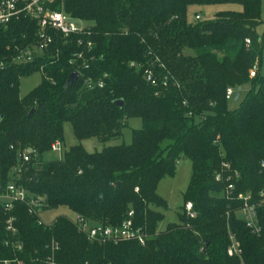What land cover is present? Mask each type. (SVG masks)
<instances>
[{"label": "trees", "instance_id": "obj_1", "mask_svg": "<svg viewBox=\"0 0 264 264\" xmlns=\"http://www.w3.org/2000/svg\"><path fill=\"white\" fill-rule=\"evenodd\" d=\"M223 3L241 10L188 20L192 6ZM61 4L90 26L82 45L79 37L65 40L53 32L45 56L14 63L16 46L36 40V24L22 17L0 26V61L6 63L0 70V187L15 182L42 199L46 211L67 208L94 222L121 224L133 210L150 239L145 246L90 242L68 217L40 224L23 203L15 205L12 235L0 204V264H50L49 259L54 264H264V206L258 209L262 231L256 235L235 213L241 202L223 199L226 184L215 179L229 163L232 169L224 174L240 173L238 192L264 191L261 0H58L53 9ZM80 53L84 58L77 59ZM146 69L153 70V80L145 77ZM74 71L80 78L68 86ZM34 73L41 74L40 84L21 97L20 80ZM243 87L249 88L244 101L230 111L227 90L234 89L238 100ZM120 99L123 107L114 103ZM130 118L143 122L132 132L131 144L95 153L78 144L60 160L43 158L55 142L64 144L66 123L79 142L96 138L105 144L124 136ZM28 149L34 151L31 161L16 179L18 156ZM182 159L192 164L184 206L192 202L197 216L188 217L183 206L180 222L158 232L168 208L158 184L175 175ZM229 230L241 257L227 253Z\"/></svg>", "mask_w": 264, "mask_h": 264}, {"label": "built area", "instance_id": "obj_2", "mask_svg": "<svg viewBox=\"0 0 264 264\" xmlns=\"http://www.w3.org/2000/svg\"><path fill=\"white\" fill-rule=\"evenodd\" d=\"M63 0H61V3ZM58 3V0H0V26L7 27L12 21L19 20L22 17H26L35 22L36 40L24 48L16 46L18 55L13 59L14 63H29L35 59L45 56L53 46L52 33L56 32L62 35L63 39L67 40L72 36L79 37L78 44L82 45L83 35L91 36L90 26L84 21L75 19L68 15L61 4L60 10L53 9V6ZM204 20L200 13H196L195 21ZM247 45H250V40L246 41ZM93 47L92 42L87 43V49L91 50ZM10 48H8L9 50ZM77 59L84 58L83 53L75 55ZM72 63H75L72 61ZM131 67L141 69L136 63H131ZM161 67H163L161 65ZM6 68V63L0 61V70ZM257 68L254 67L251 70L250 77L253 78L256 75ZM145 77L148 81L154 79V72L151 69L145 70ZM89 88H92L93 82L87 81ZM168 85V78L163 81V86ZM100 83V87H102ZM236 92L230 88L227 90V100H232ZM25 150L18 156L17 166L14 168V177L20 179L23 175V171L26 165L31 161V154ZM52 153L59 155V159H62L66 150L60 141L55 142L52 147ZM261 168L264 169V162L261 164ZM232 167L229 163H223L222 169L216 174V181L219 183H225L224 192L221 195L223 199L232 202H241L240 207L235 210L237 217L242 220L252 233L259 235L262 231L260 223L258 209L264 206V191H261L258 195L254 196L251 192H238L237 184L240 180V173L233 170L230 174L225 175L224 172L231 170ZM138 192V189H136ZM16 203H23L28 207L29 213L39 217V223L45 224L41 218L45 210V203L42 199L32 196L27 189L15 182L7 185L6 188L0 187V204L4 211L9 215L6 220V230L15 235L17 229L15 228V217L13 211L15 210ZM185 214L190 218L197 216L194 205L192 202H187L184 206ZM229 216V213H227ZM72 220V219H71ZM78 227V230L85 234L90 242H96L99 244L113 243L118 244L121 242H137L140 246H145L150 239V235L145 227L139 226L135 220V213L131 210L128 213L127 218L121 224H111L105 222H94L91 219L85 218L81 215L75 214V219L72 220ZM229 236L231 244L228 247L227 253L229 256L241 257L242 250L240 243L237 241L236 236L229 230ZM21 245L18 247L21 250ZM53 248L57 249V244H53ZM50 264H54L52 259H49Z\"/></svg>", "mask_w": 264, "mask_h": 264}, {"label": "rangeland", "instance_id": "obj_3", "mask_svg": "<svg viewBox=\"0 0 264 264\" xmlns=\"http://www.w3.org/2000/svg\"><path fill=\"white\" fill-rule=\"evenodd\" d=\"M241 10L240 5L236 4H216L211 6H192L188 10V20L195 21V14L200 13L204 19H214L216 15L223 11H239ZM261 14L262 20L264 21V0H261ZM80 20V19H79ZM83 21V20H81ZM85 23V21H84ZM257 34L264 38V25L258 28ZM260 71L264 74V41L263 50L261 55ZM41 74L34 73L33 75L22 78L19 83V89L21 97H25L30 91L36 88L41 82ZM249 91L248 87H243L240 92V97L238 100L234 97L228 103V109L230 111L237 110L242 102L244 101L247 93ZM143 128V122L140 118H130L127 123V127L124 130V136L120 140H114L109 143H102L96 138H88L79 142L76 139L73 128L70 123H66L63 126V147L66 151H69L72 147L81 144L82 149L86 153L101 152L105 147L121 145V144H131L132 142V132L134 130H140ZM168 145V144H165ZM164 145V147H165ZM45 161H55L59 159V155L56 153L49 152L43 157ZM192 175V164L188 159L180 160L176 165V172L173 177H165L162 179L157 188V193L161 196L168 205L167 210L163 211L164 218L158 224L157 231L162 232L166 229L169 224L179 223V214L183 211L184 206V193L187 190L190 179ZM66 216L69 219H75V213L67 208H59L47 210L41 216L45 224L53 223L58 217Z\"/></svg>", "mask_w": 264, "mask_h": 264}, {"label": "water", "instance_id": "obj_4", "mask_svg": "<svg viewBox=\"0 0 264 264\" xmlns=\"http://www.w3.org/2000/svg\"><path fill=\"white\" fill-rule=\"evenodd\" d=\"M79 78H80V73L77 71H74L68 78V86L75 84ZM114 103L119 107H123V105H124V101L122 99L116 100ZM33 113H34V110H32L30 112L29 116H31ZM27 152L29 154H33L34 151H33V149H28Z\"/></svg>", "mask_w": 264, "mask_h": 264}]
</instances>
